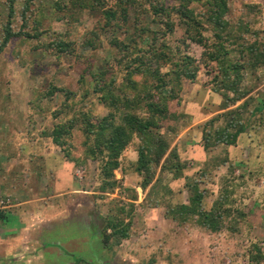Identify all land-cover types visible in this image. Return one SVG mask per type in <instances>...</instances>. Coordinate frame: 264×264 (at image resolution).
<instances>
[{"label": "rangeland", "instance_id": "obj_1", "mask_svg": "<svg viewBox=\"0 0 264 264\" xmlns=\"http://www.w3.org/2000/svg\"><path fill=\"white\" fill-rule=\"evenodd\" d=\"M25 1L16 2V28L22 24ZM71 1L34 0L28 30L39 27L44 34L38 40L13 39L0 55V76L4 81L0 90V190L2 186L11 188L15 181L21 189L38 188L39 177L45 174L44 178L40 177L41 197L47 199L46 206L54 205L52 220L32 219L31 223L37 224L28 233L31 242L17 244L13 238L7 244L2 240L10 248L4 250L0 246V264H77L80 259L84 262L79 264H254L252 255L258 256V250L264 255V64L254 68L247 62V55L243 57L240 53L242 46L253 43L264 50V0H228L223 15L226 30L208 21L210 2L214 0L191 4L190 8L201 17V34L197 37L203 36L206 47L189 39L191 33L178 16L171 21L175 25L173 34L163 38L168 30L160 23L159 16L145 13L138 18L132 8L130 22L123 31H102L101 37H95L97 49L88 42L100 31L101 11L67 9ZM7 2L0 0V28L8 19ZM166 3L177 6V0ZM58 4L65 7L58 9ZM220 11H216L215 20ZM137 26L147 28L143 34L147 42L156 39L157 47L163 42L168 46L166 52L173 62L157 63L162 73L173 70V63L184 55L199 66L196 80L183 81L179 101L174 102L180 114L177 123L172 130L166 127L161 130V136L170 143L169 152L176 150L185 169L176 179L173 172H161L158 168L150 195L152 185L142 193L139 189L143 181L135 168L139 160V138L134 137L120 157V167L114 171L113 178L117 183L112 191L102 176L103 159L86 155V137L80 123L74 125L71 135L64 137L65 147L57 146L50 136L56 125L77 115H87L93 124L110 115L111 109L101 101L102 93L98 92L92 76L111 69V64L123 57L114 46L115 38L125 43L131 42L127 37L137 39L142 46L139 38H133ZM59 42L71 43L73 52L59 53ZM220 43L229 51L227 61L243 65L240 89L248 93L228 110L247 99L249 107L243 114L244 122L250 110L257 108L260 112L250 121V129L240 136L237 146L217 144L201 154L203 134L213 135L226 124V120H220L205 127L224 112L221 108L225 100L212 82L215 73L209 72L213 68L218 72L220 66L208 61L207 66L201 63L204 53L214 51ZM113 79L120 85L122 72H113L107 82ZM52 87L63 91L54 92ZM64 91L73 93L68 95ZM238 114L235 117L241 119ZM120 120L121 116L116 117L117 122ZM34 169L38 177L31 176L35 178L25 184L26 176ZM17 176H23L25 181L16 180L20 178ZM193 181L201 182L199 188L205 191L206 209L218 199L227 198L233 208L227 226L233 229L214 233L200 227L194 218L183 222L168 217L171 207L189 202L186 184ZM65 192L70 194L60 202L54 197ZM0 197L4 201L0 207L13 205L6 196ZM18 197L16 203L20 202ZM27 210L40 213L31 205L13 212L26 214ZM234 210L244 211L246 218L241 219ZM5 215L0 213V219H7ZM109 220L130 224L129 238L113 250H108L103 240ZM22 222L23 217L15 220L12 217L7 222L9 228H2L5 221L0 223V231L18 228Z\"/></svg>", "mask_w": 264, "mask_h": 264}, {"label": "trees", "instance_id": "obj_2", "mask_svg": "<svg viewBox=\"0 0 264 264\" xmlns=\"http://www.w3.org/2000/svg\"><path fill=\"white\" fill-rule=\"evenodd\" d=\"M7 1L8 19L5 25L0 28V55L7 50L13 39L26 38L38 40L44 34V32L40 31L39 27H35L32 31L28 30L33 10L32 2L34 0L25 1L21 12L22 24L19 28L14 26L17 0ZM110 1L72 0L70 3L72 5L69 4L70 6H67V9L78 8L83 10L91 8L98 12L101 11L100 31H96L90 42H88L93 49H97V39L95 37H101L100 32H119L128 26L132 8L136 10V17L138 16V18L145 13H151V16H159L160 23L168 30V32L163 33V38L173 34L175 25L171 21L174 16H178L182 20L183 26L185 25L187 31L191 33L189 39L192 42L207 46L204 43L203 36L197 37L198 34H201L199 32L201 17H198L194 10L190 8L191 4L200 2V0H177V6L168 5L166 0ZM227 1L214 0L210 2L211 9L210 16L208 17V21L216 22L217 27L224 28L225 30L227 23L223 21V15ZM63 7L65 6L57 5L58 9H63ZM220 9L222 11L219 12L216 17L218 19L215 20L214 15ZM198 24L199 26H197ZM136 30V35L133 38H139L142 41V46H140L137 39L134 40L127 37L131 42L125 43L115 38L113 42L114 46L119 49L123 57L119 56L115 61L116 63L111 64V69L109 68L101 72L98 76H92L98 84V92L102 93L101 101L106 103L111 109L110 115L97 124L88 121L87 115H77L66 123L56 125L50 136L57 146L65 147L66 141L64 137L71 135L74 125L80 123L82 134L86 137V155L93 159H103L102 176L112 191H114L117 183L113 178L114 171L120 167V157L128 148L133 138H139L141 145L138 151L139 160L135 168L136 172L143 178V181L139 185L140 192L142 193L153 184L158 168H160L161 172L166 170L173 172L176 179L181 176L179 172L185 169V166L179 162L180 158L176 150L169 152L170 143L161 136V130L164 127L172 130L175 123H177L180 114L175 109L174 102L179 101L180 93L183 90V81L194 82L196 80L199 66H197L194 59L184 55L177 63H173V70L165 74L162 73L157 63L160 61H164L165 63L173 62V59L166 52L168 46L163 42L157 47L156 39L147 42V37L143 36V34L147 33V28L137 26ZM194 31H196L195 35ZM222 43L219 46H215L214 51L205 52L201 63L206 64V66L209 64L220 66L218 72H216V68L209 69V72L215 73L212 82L216 86V92L221 93L225 100L221 108V111L224 112L208 121L205 127L212 126L216 121L220 120H226V124L216 129L213 135L210 132L203 134V149L199 151L201 154L207 152L210 147L213 148L217 144L231 148L237 146L240 136L250 129V121L255 119L256 115L260 112V109L257 108L250 110L248 119L244 122L243 114L247 112L249 107L247 99L237 108L228 110L231 106L245 99L248 93L240 89L243 65L238 62L232 63L229 60L227 61L229 51ZM44 46L48 47L47 45ZM57 47L59 53L68 50L73 52V50H70L72 44L68 42H59ZM242 48L244 49L240 54L243 57L247 55V62L252 67L257 68L264 64V50L257 43L250 44L247 47L242 46ZM205 50L208 51L207 48ZM146 53H150L151 56ZM118 71L122 72V83L118 85L116 79L107 82V78L112 76L113 72ZM2 83L4 81L0 76V90L4 87ZM52 89L54 92L59 90L56 87H52ZM64 92L68 95L73 93L71 91ZM48 94L53 95V92H48ZM230 94L233 96L231 97ZM1 97L2 93H0ZM236 112L239 113L237 116H242L241 119L235 117ZM118 116H121L120 122L116 121V117ZM77 119L81 120L78 122L76 121ZM204 159L207 158L204 156ZM175 160L177 163L174 162ZM223 162L226 161L223 160ZM200 184L201 182L199 181L186 184V188L190 192L189 202L171 207L167 214L168 217L183 222L194 218L200 227L214 233H218L223 229H233L227 226V219L231 218L233 212V208L229 205L227 198L218 199L212 207L206 209L203 204L205 191L199 188ZM153 189L154 185L149 188V195L154 191ZM234 211L241 219L246 218L244 211ZM109 230L112 231L110 234L108 233ZM104 232L103 240L105 247L108 250H113L129 238L130 224L124 225L123 222L109 220ZM256 256H251V262L261 264L264 260V255L258 250V256ZM81 262H84V260L80 259L77 264Z\"/></svg>", "mask_w": 264, "mask_h": 264}, {"label": "crops", "instance_id": "obj_3", "mask_svg": "<svg viewBox=\"0 0 264 264\" xmlns=\"http://www.w3.org/2000/svg\"><path fill=\"white\" fill-rule=\"evenodd\" d=\"M40 171V170H39ZM31 176H37L36 175V172H35V169L32 171L31 170V173L28 174V176H26V183L25 184H28V181L29 179H34L35 177L31 178ZM17 177H20L16 180H24L23 179V176H17ZM40 177H45V174L41 175ZM39 177V180L37 182V186L38 188H20V187H17L16 186V181L14 182V185L11 184V188H7L6 186L1 188L0 190V196H6L5 199L8 200V202H12L13 205H8V206H3V207H0V211H2L1 209L3 210H7L6 212H0L1 214H6L7 215V219H0V223H6V226H2V228H9L8 227V221L13 217V220L15 219H18L20 217H23V222L21 223L20 227L18 228H11V230L9 231H5V232H2V230L0 231V246L2 245L3 246V249H9L7 248V245L4 244V241L2 240H5V243H10L11 244V241L12 239L14 238V241L18 244V243H29L31 242L32 239H29L30 237L28 236V233L30 231V229L34 228L35 224L31 223L32 222V219H34L35 217L37 218H42V219H45L48 220H52V216H53V211H52V208L54 205H48L49 203H47L48 206L45 205V199L44 197H41L43 195V189H41L39 187V184H41V179ZM28 186V185H27ZM33 190L32 192L30 190ZM70 193L69 192H65V193H62V194H57L56 196H54L57 199H59L58 201L60 202L62 199V197L64 196H68ZM72 194V193H71ZM17 195H19L20 198V202L16 203L15 202V199L17 198ZM18 197V198H19ZM1 199V197H0ZM2 200V199H1ZM0 200V201H1ZM58 203V202H57ZM55 204V203H54ZM29 205L31 206H34V207H37V210L40 211L39 215L36 214V211H32V210H27L26 211V214H22V213H18V212H13L14 210H19L20 208L26 206L28 207ZM44 205V207L42 208V206ZM46 208H48V210H46ZM57 208V206H56ZM54 210H56L54 208ZM52 211V212H51ZM6 215L4 218H6ZM59 215V214H58ZM61 218V217H60ZM59 218V220H60ZM63 219V218H61ZM41 222V224H44V222L42 221H39ZM57 224V227L59 225V222L56 223ZM43 225V226H44ZM31 236V235H30ZM3 238V239H2ZM9 239V240H8ZM41 242H44L43 239H39ZM33 242V241H32ZM35 242H37L35 240ZM75 259V258H74ZM2 261V259H1Z\"/></svg>", "mask_w": 264, "mask_h": 264}, {"label": "built area", "instance_id": "obj_4", "mask_svg": "<svg viewBox=\"0 0 264 264\" xmlns=\"http://www.w3.org/2000/svg\"><path fill=\"white\" fill-rule=\"evenodd\" d=\"M11 202H9V204H10ZM2 204H4V201L3 200H1L0 201V205H2Z\"/></svg>", "mask_w": 264, "mask_h": 264}]
</instances>
